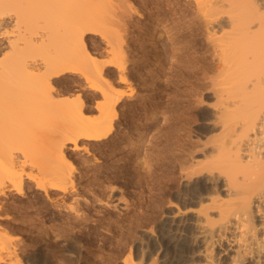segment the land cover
Segmentation results:
<instances>
[{
	"label": "bare ground",
	"instance_id": "1",
	"mask_svg": "<svg viewBox=\"0 0 264 264\" xmlns=\"http://www.w3.org/2000/svg\"><path fill=\"white\" fill-rule=\"evenodd\" d=\"M189 1L192 3L189 4ZM189 1L187 4L191 9L189 17L192 22L187 12L174 13L172 8L173 16L180 23L188 19L190 27L203 36L204 51H200L209 54L210 61L203 57L205 63L201 64L203 62L194 60L195 55L193 60L180 57L172 76L165 82L161 78L159 80V74L152 69V76L147 72L152 77L148 83L150 88L145 84L147 93L137 97L139 108L152 113L153 110H159L154 98L178 92L176 96L180 97L177 100L180 108L176 113L173 110L170 117L192 107L196 110L195 116L184 119L185 124L172 122L160 136L158 143L161 152L154 174L143 179L137 176L138 189L145 201L157 198L150 187L155 181H163L165 159L171 157L179 185L174 188V203L167 202V206L173 204L174 210L165 212L160 222L154 225L157 235L146 236L149 237L148 246L142 242L132 243L131 235H128L132 231L125 226L128 239L125 249L120 252L110 248L109 252L121 256V264H264V0ZM127 2L0 0V210L10 201L8 196L15 194L20 198L27 189H33L43 198L41 204L45 210L40 213L49 215V226L67 233L76 229L77 225L79 227L90 221H97L99 227L107 229L111 227L112 221L124 225L128 217L132 216L130 212L134 213L138 209L135 203H129L124 197V190H120L123 188L116 187L110 180L112 174L109 176L106 170L97 172L93 165L95 160L89 158L98 151L113 153L125 136L129 135L128 123L121 116L127 117L126 111L130 116L134 110L130 106L128 110L123 109L126 92L121 91L119 86L128 82L129 64L126 63L131 62L136 55L132 58L127 56L123 48L124 37L131 32L137 33L144 40L143 48L147 47L151 54L152 66L159 60V48L155 40L162 13H153L149 21L139 20V25L133 30L129 26L132 13L144 18L143 11L137 12L136 6L134 8L128 2L135 10L132 12ZM103 10L107 13H103ZM102 13L105 16L108 14L109 18ZM89 34L102 39L108 59L102 56L105 53L100 52L102 55H99L106 58L100 57V60L95 56V50L92 52L89 49ZM133 41L130 42L133 44ZM190 41L192 43L194 40ZM188 61L197 66L194 71L198 76H185ZM68 74L74 76L73 88L77 92H73L74 97L63 95L64 89L61 88L62 80ZM182 90H187V93L180 92ZM147 102H150L149 109L145 107ZM91 103H94V107H87ZM94 111L96 116H93ZM160 112L165 115L168 113L165 108L160 109ZM144 119L147 117L139 118L138 123L133 119L136 124L132 129L134 132H141ZM197 121L200 124L194 126ZM188 133L194 134L195 139ZM186 134L189 139H186ZM75 154L84 157L81 158V172H76L71 161ZM98 161L100 157L96 159ZM28 166H35L29 168H37L36 172L28 170ZM98 167L101 168L100 165ZM90 172H94L93 177L86 184L78 186L85 175L89 177ZM117 193L120 196L115 198ZM110 197H114L120 205H113L114 201L111 203L113 199ZM83 205L90 206L92 210L84 211ZM102 207H117L124 213L113 217L114 213L110 215ZM7 209L3 207L4 211ZM140 210L134 214L131 224L141 221L144 224L143 220L148 214L146 210ZM6 216H9L8 211ZM104 219H109L110 224L100 223ZM150 225H147L146 231L151 232L150 227L153 225ZM20 239L19 234H14L0 223V264H45L46 260L39 250L24 261L22 249L19 248ZM102 241L97 246L105 250V240ZM76 256L74 254L78 259L79 255Z\"/></svg>",
	"mask_w": 264,
	"mask_h": 264
},
{
	"label": "rangeland",
	"instance_id": "2",
	"mask_svg": "<svg viewBox=\"0 0 264 264\" xmlns=\"http://www.w3.org/2000/svg\"><path fill=\"white\" fill-rule=\"evenodd\" d=\"M116 1V0H115ZM125 1H128L129 0H125ZM153 1V2H152ZM151 2L149 0H131L130 2L133 4H130L135 8V10L140 11V12H145L143 14V17L144 18H139L136 16V13H132L131 17L132 19H129V22L132 23L133 21V25L130 23L129 26L131 25L132 29L136 28L138 25H139V20H141L142 22H145V21H149L154 15L153 13L155 14H161L160 18L162 19L161 22L159 23V27H158V33H157V36H156V40H155V43H156V47L157 49L159 48L158 52H159V60L157 62L156 65L152 66L153 64V59H151V54L149 53V50L148 48L144 47L143 48V42L144 40L141 39L140 35H138L137 33L135 32H131L129 33L126 37H124L123 39V42L125 41V43H123V48H124V55L126 53L127 56H133V55H136V57L133 56V59L131 61V58L130 61L132 62H127L126 65L127 66V72H128V77L129 80L128 82L126 83H123V84H120L119 86V89L121 88L122 90L121 91H125L126 92V95H125V99H124V103H123V109L124 110H128L130 107L133 108V114L132 115H127L129 114V112H125L126 116L127 117H124V116H121V119H124L126 120V124H127V127L129 128V131H127V133L129 135H126L125 136V139L123 140L122 144L119 146V148L116 149V151L114 150L113 153L109 152L107 153V151H104L103 152H100L98 151L97 154L94 156H99L100 157V161L96 162V159H99V157L97 158H94L92 155L89 156V158H91V160L93 161V159L95 160L93 162V165H95L96 169H97V172L99 170H106L107 173L109 174L110 177V180L113 182V184L119 188H123V189H120L123 194H124V197L128 199L129 203H135L136 206L138 207V209L136 210V212H130L131 214L129 215H132V216H129L128 219L126 220V223L124 225L122 224H118L117 222H113L111 223V227L110 228H113V230H111L110 228L107 229V228H103V227H99V222L95 221V223L93 222H86V223H83L81 224V226L76 227V229L74 228V230H70L68 231L67 233H62V231H58L57 228L55 227H51L49 226L50 225V217L49 215H43L41 214L40 212L41 211H44L45 210V207H43V205L41 204L42 201H43V198L42 196H40L38 194V192H36L35 190L33 189H27L26 191V196H20V198L18 197L19 195H13L12 196H8V204H5L3 207L5 209H7L8 213H9V216H6V213H4L5 211L3 210V207H2V210H0V223L1 225L4 224V226H7V228L13 232L14 234L20 236V245H19V248L22 249V254L21 256H24L22 257V259L24 261H26L28 259V256H31L36 250H39L41 251L42 253V256L44 258V260H46L45 264H75V261L78 262V264H121V256H115L113 253L109 252L110 248H116L117 251H123L125 249V246L127 245L128 243V239H127V228H130V232L128 235H131V241H129L130 243H141L145 246V245H149V237L150 236H153V235H157L156 233V228H154V225L157 224L158 222H160L159 219H162L165 212L167 211H170L171 210H174V207L172 209V205L170 203V205L167 206V202L169 204L170 201L173 202V192L176 190L174 188H177V186L179 185V181L178 179H175L177 178V171L172 163V160L167 157L165 159V167L163 166V170L164 172L163 173V181L162 182H159V181H155L153 184V186H151L150 188L152 189V192L153 193H156L157 194V198H153L152 200L149 198L148 201L146 199L145 201V197L142 195V192L138 189L139 185L137 184V176L138 177H141V179L147 177V176H150L151 174H154V168H155V164L158 162V157H159V154L161 152V148H159V138L160 136L163 135V133L165 132L164 130H166L168 128V126H170V124L172 122H177V121H180V123L182 124H185V121L184 119L188 116H195L196 115V110L192 107L190 109H187V110H184V112H178V114H176L175 116L173 117H170V113H173V110L175 111L176 113V110L180 108V102H178L177 100L180 99V97L176 96V94L178 92H171L169 94H166L164 97H158V98H154L153 101L156 102L157 106H158V109L159 110H153V112L151 113V111L147 110L145 111V109H142L141 107L139 108V97H141L142 95H145L147 93V89L150 88L148 83L149 81L152 79V77L150 78L151 73L150 71L152 72L153 70L156 72V74L159 76V80L161 78V81L165 82L167 80L168 77H171L172 76V73H173V70L175 68V66H177V64L179 63L178 59L180 57H183L185 56L187 60H194L196 59L197 61L199 62H203L201 64H204L205 63V60L208 58V60L206 61H210V57L209 54H207L206 52H203L204 51V48L202 49V46H204V43H203V36L201 34H198L197 31H194L192 27H190V21L192 22V19H191V16L189 17V13L191 12V9H189L188 7V4L187 2L189 0H158L157 2L152 0ZM128 2L126 4H128ZM151 5H150V3ZM174 2V3H173ZM173 3V4H172ZM176 3V4H175ZM177 3L182 4V5H178ZM189 4L192 3L191 1L188 2ZM130 4L127 5V7L129 8V6H131ZM146 4V5H145ZM155 4V5H154ZM170 4V5H169ZM172 5V7H171ZM177 5V6H175ZM192 5V4H191ZM191 5L190 8H191ZM132 6L130 7L132 9ZM151 6V7H150ZM160 6V7H159ZM187 8H186V7ZM168 7V8H167ZM180 7H182L183 11H180ZM184 7V8H183ZM133 8V9H134ZM154 10H153V9ZM158 8V9H157ZM172 8H173V11L174 13L176 12H187L188 13V19H186L185 23L187 22V24L185 23H180L179 21H176V19L174 18L173 16V11H172ZM175 8V9H174ZM178 8V9H177ZM132 9V12H134ZM171 9V10H169ZM181 9V10H182ZM188 10V11H187ZM105 10H103V13H107L106 11L104 12ZM150 11V12H149ZM153 11V12H152ZM190 11V12H189ZM110 12V11H108ZM149 12V13H148ZM102 13V14H103ZM111 13V12H110ZM151 13V14H150ZM166 13V14H165ZM101 14V15H102ZM105 14H103L105 16ZM140 14V13H139ZM145 14H148V15H145ZM150 14V15H149ZM111 15V14H110ZM170 17V18H168ZM108 17V14L106 15ZM105 16V17H106ZM112 16V15H111ZM149 16V17H148ZM164 16V17H162ZM171 16H172V19H171ZM137 17V18H135ZM109 18V17H108ZM107 18V20H109ZM166 18V19H165ZM137 20V23H136V20ZM145 21H144V20ZM164 19V20H163ZM106 20V21H107ZM135 20V21H134ZM165 21V22H163ZM169 21V22H167ZM163 22V23H162ZM108 23V21L106 22ZM172 23V24H171ZM178 23V24H177ZM177 24V25H176ZM189 24V25H188ZM187 25V27H186ZM176 26V27H175ZM180 26V28H179ZM185 28V29H183ZM195 33H193V31ZM129 28V30H132ZM133 29V30H134ZM161 29V30H160ZM173 29V30H172ZM179 30V31H178ZM181 30V31H180ZM183 30V31H182ZM184 32V33H183ZM191 32V33H190ZM135 33V35H133ZM184 34V35H182ZM190 34V35H189ZM193 36H192V35ZM131 35V36H129ZM134 37H133V36ZM137 35V36H136ZM197 35V36H196ZM191 36V37H190ZM91 37V38H90ZM95 37V38H94ZM99 39H98V38ZM140 37V38H138ZM184 37V38H183ZM193 37V38H192ZM130 38V39H129ZM134 38V39H133ZM87 39H88V47L89 49H91L92 52H94L95 56L96 57H100L102 58V56H106V58L108 59V55L106 52V50L103 48L105 47L106 48V45L104 44V42L102 41V39L100 40V37L97 35H94V34H89L87 35ZM94 39V40H93ZM97 39V41L95 40ZM126 39H127V44H126ZM135 40L133 41L134 45L132 44V40ZM191 40H194L192 41L191 43ZM137 40V41H136ZM141 40V41H140ZM196 40V41H195ZM95 41V42H94ZM139 41V42H138ZM201 41V42H199ZM98 42V43H97ZM195 42V43H194ZM94 43V44H93ZM131 46H129L128 45ZM136 43V44H135ZM102 46H100V45ZM138 44V45H137ZM158 44V45H157ZM197 44V45H195ZM93 45V46H92ZM104 45V46H103ZM127 45V48H125ZM137 45V46H136ZM129 46V47H128ZM136 48H134V47ZM99 49H97V48ZM139 49H138V48ZM196 47V48H195ZM130 48V50H129ZM188 48V49H187ZM192 48V49H191ZM104 49V50H103ZM128 49V50H127ZM133 49V51H132ZM146 49V50H145ZM175 49V51H174ZM195 49V50H193ZM99 51V53L97 51ZM102 50V51H101ZM136 50V52L138 53H134V51ZM143 53V55L139 52ZM148 50V51H147ZM187 50L189 52H187ZM199 50V51H198ZM200 50H203V51H200ZM130 51V52H129ZM105 53L104 55H102L101 53ZM194 54H193V53ZM132 55H131V54ZM140 53V54H139ZM191 54L188 56H186L185 54ZM198 53V54H197ZM102 56H100V55ZM139 56H138V55ZM161 54V55H160ZM173 54V55H172ZM176 54V55H175ZM200 54V55H199ZM204 54V55H203ZM141 55V56H140ZM175 55V56H174ZM193 55V57H192ZM195 55V56H194ZM143 56V58H142ZM201 56V58H200ZM206 56V57H205ZM199 57V59H198ZM205 60H204V58ZM105 57L102 58V59H106ZM140 58V60L138 61V59ZM161 58V59H160ZM125 59L128 61L127 57L125 56ZM137 59V60H136ZM176 59V60H175ZM203 61H202V60ZM101 60V59H100ZM134 61V62H133ZM146 62V63H145ZM198 63V62H197ZM136 64H138L136 66ZM143 64V65H142ZM147 64V65H146ZM190 64V65H188ZM200 64V63H199ZM198 64V65H199ZM200 64V65H201ZM141 65V66H140ZM193 65V66H192ZM146 66V67H145ZM158 66V68H157ZM133 67V69H132ZM141 69H140V68ZM151 69L149 70L148 69ZM191 67V68H189ZM137 68V70H136ZM139 68V69H138ZM194 68V69H193ZM132 71H131V70ZM144 69V70H143ZM153 69V70H152ZM197 69V66L193 63H190V61H188L186 67H185V76L187 77H190L192 74H196L197 76L199 75L197 72L195 73L194 70ZM131 72H130V71ZM134 70H135V73H134ZM143 70V71H142ZM112 71V70H111ZM137 71V72H136ZM142 71V72H141ZM146 71V72H144ZM149 71V72H148ZM193 71V72H191ZM148 72V74H147ZM134 74V76H132ZM145 74V76H143ZM112 77L115 78L116 75L114 74V72L112 71L111 73ZM147 75V76H146ZM148 77V78H147ZM67 78V80H66ZM74 76L68 74L65 76V78L62 80V83H61V88L64 89V92H63V95L64 94H67L68 97H70V95H74L75 96V87L73 88V79ZM146 78V79H145ZM69 79V80H68ZM66 81V82H65ZM71 81V82H69ZM146 81V82H145ZM148 88H146L147 86ZM71 85L72 87H69ZM123 85V86H122ZM67 86V87H66ZM122 86V87H121ZM64 87V88H63ZM71 89H73L71 91ZM146 90V91H145ZM73 94H72V93ZM180 92H183L184 94L187 93V90H182ZM77 94V92H76ZM129 94V95H128ZM141 95V96H140ZM66 96V95H65ZM64 96V97H65ZM72 96V97H74ZM139 96V97H138ZM138 97V98H137ZM126 98L128 100H126ZM163 99V100H162ZM132 100V101H131ZM127 101V102H125ZM136 101V102H135ZM132 102V103H131ZM129 105H127V104ZM93 104V105H91ZM91 104H87V107L89 108H92L94 107V103H91ZM133 104V105H132ZM149 104L150 102H147L145 104V107L147 109H149ZM159 104V105H158ZM126 107H125V106ZM130 106V107H129ZM135 106V107H134ZM167 107V109H166ZM166 111H168V113L165 115L163 113L160 112V109H164ZM170 110H169V109ZM137 109V110H136ZM158 111V113H157ZM139 115H138V114ZM141 113V114H140ZM145 113V114H144ZM96 116V111L93 112V116ZM137 114V115H136ZM144 115V116H143ZM148 115V116H147ZM145 116L147 117V119H144V121L142 123H144V125H142V129L140 130L141 132H134L132 129L135 127L133 125H136L134 124V122L136 121V123L139 122V118H145ZM124 117V118H123ZM135 119V121L132 119ZM129 119H130V122H129ZM137 119V120H136ZM133 123V124H132ZM200 124V121H197L195 123L194 126ZM131 127V128H130ZM131 129V130H130ZM133 131V132H132ZM132 134V136H131ZM188 135H190V137L192 139H195V136L194 134L192 133H188ZM188 135L186 134V139H189L188 138ZM193 137H192V136ZM131 137V138H130ZM129 138V139H127ZM125 141V143H124ZM130 141V142H128ZM123 145V146H122ZM100 153V154H99ZM106 153V154H105ZM99 154V155H98ZM105 155V157H104ZM79 156V157H78ZM93 157V158H92ZM78 158V159H77ZM84 158L82 155H77L75 154V158L71 159L75 169H76V172H81L82 171V165L83 163H81L82 159ZM105 159V160H104ZM109 159V160H108ZM80 161V162H79ZM114 161V162H113ZM117 163H116V162ZM106 162V164H105ZM112 166H110L108 163ZM168 162V163H167ZM114 163V164H112ZM82 164V165H81ZM90 164H91V161H90ZM101 166L98 167V166ZM107 165V166H106ZM114 166V167H113ZM167 166V167H166ZM29 167H35V166H28L27 169H31L33 170V172L35 171L36 172V169L37 168H29ZM103 167V168H102ZM113 168L112 170L110 168ZM108 168V169H107ZM35 169V170H34ZM116 169V171H115ZM109 170V171H108ZM167 171V172H166ZM170 171V172H169ZM96 172V170H95ZM114 172V173H113ZM175 172V173H174ZM111 173V174H110ZM117 173V174H116ZM168 173V174H167ZM171 173L173 175H171ZM93 174L94 172H90L89 173V177L85 175L84 179H82L78 186H82L84 184H86V182H88L92 177H93ZM114 174V175H113ZM131 175V176H130ZM175 175V176H174ZM114 176V178H113ZM136 177V181H135V177ZM170 176V177H169ZM173 176V177H172ZM88 177V178H87ZM88 179V180H87ZM167 179V180H166ZM169 179V180H168ZM135 182H134V181ZM176 180V182H175ZM133 181V183H132ZM165 181V183H163ZM169 181V182H168ZM160 184H159V183ZM116 183V184H115ZM163 184V185H162ZM166 184V186L164 185ZM122 186V187H121ZM162 186V187H161ZM172 186V187H171ZM153 187V188H152ZM118 188V189H119ZM126 189V190H125ZM30 190V191H29ZM34 191V192H33ZM28 192V193H27ZM31 192V193H30ZM172 192V194H170ZM33 194V195H32ZM38 194V195H37ZM119 193L116 194L115 198L120 196L118 195ZM127 194V195H126ZM31 195V197H30ZM34 196V197H33ZM39 196V197H38ZM17 197V198H16ZM28 197V198H27ZM140 197V198H139ZM10 198V199H9ZM14 198V199H13ZM26 198V199H25ZM36 198V199H35ZM111 199L113 200H110V202L112 203L113 201V205H120V203H117V201L115 202V198L113 197H110ZM109 198V199H110ZM143 198V200H141ZM20 199V200H19ZM34 199V200H33ZM36 200V201H35ZM40 200V201H39ZM131 200V201H130ZM157 200V201H156ZM160 202H159V201ZM163 200H166V201H162ZM12 201V202H11ZM17 201V203H16ZM29 201V202H28ZM35 201V202H34ZM133 201V202H132ZM135 201V202H134ZM19 202V204H18ZM166 202V203H165ZM10 203V204H9ZM15 203V204H14ZM22 203V204H21ZM27 203V204H26ZM17 204V205H16ZM30 204V205H29ZM34 204H37V205H34ZM8 205V206H7ZM29 205V206H28ZM41 205V206H40ZM123 206V204H121ZM15 206V208H13ZM19 206V207H17ZM34 206V207H33ZM167 206V207H166ZM171 206V207H170ZM37 207V208H36ZM145 207V209H144ZM148 207V208H147ZM83 210L84 211H88V209H91L90 206H82ZM114 208V209H113ZM152 208V210H151ZM40 211H38V210ZM42 209V210H41ZM102 210H105L107 211L110 215H112L113 213V217H115V214L117 216V214L119 215L120 213H124L122 211H120L117 207H112L111 208H106V207H102L101 208ZM140 209L142 210H146L147 211V214H148V217L145 218L143 220L144 224H142V221L141 222H138V224L136 223L135 225L134 224H131V220L133 219V216L134 214L137 213V211L139 210V212L141 211ZM14 210V211H13ZM92 210V209H91ZM151 210V211H150ZM155 210V211H154ZM3 211V212H2ZM164 211V213H163ZM39 212V213H38ZM155 212V214L153 213ZM159 212V213H157ZM11 213V214H10ZM37 213V214H36ZM150 213V214H149ZM39 214V215H38ZM36 215L39 217V216H42V217H36ZM161 217H160V216ZM43 217H45L43 219ZM132 217V218H130ZM150 217V218H149ZM153 219H152V218ZM160 217V218H159ZM19 218V219H18ZM42 218V219H41ZM114 219V218H113ZM41 220V223L40 221ZM44 220V221H42ZM108 220V221H107ZM150 220V221H149ZM155 220V221H153ZM147 223H146V222ZM153 221V222H152ZM45 225H44V223ZM47 222V223H46ZM104 223V224H110V221L109 219H104L100 221V223ZM40 223V224H39ZM149 223V224H148ZM151 223V225H150ZM154 223V224H153ZM88 224L87 226V229H86V225ZM91 224H92V227H91ZM118 224V225H117ZM130 224V225H129ZM40 225V226H38ZM44 225V227H43ZM96 227H95V226ZM117 225V226H116ZM138 225V226H137ZM145 225H146V228H145ZM147 225H150L152 227H150V231H146L148 230V226ZM47 226V227H46ZM115 226V227H113ZM125 226H128L127 228ZM141 226V227H140ZM43 227V228H42ZM98 227V228H97ZM118 227V228H117ZM122 227H124L122 229ZM144 227V229H142ZM80 228V230H79ZM121 228V229H119ZM126 228V229H125ZM154 228V229H153ZM12 229V230H11ZM48 229V230H47ZM83 229V230H82ZM94 229V230H93ZM101 229V230H100ZM105 229V230H103ZM115 229V230H114ZM88 230V231H87ZM117 230V232H115ZM124 230V231H123ZM144 230V232H143ZM154 230V233L152 232ZM23 231V232H22ZM75 231V232H73ZM89 235H88V233ZM99 231V232H98ZM122 231V232H121ZM138 231V232H137ZM140 231V232H139ZM48 234H47V233ZM80 232V233H79ZM83 234H82V233ZM93 232V233H92ZM95 232V233H94ZM111 232V233H110ZM126 232V234L124 233ZM143 232V233H142ZM18 233V234H17ZM40 233V234H39ZM92 233V234H91ZM113 233V235H112ZM115 233V234H114ZM152 233V234H151ZM39 234V235H38ZM62 236H61V235ZM74 234L78 237H75ZM97 234V236L95 237V235ZM151 234V235H150ZM22 235V236H21ZM24 235V236H23ZM30 235V236H29ZM38 235V236H37ZM44 235V236H43ZM60 235V236H59ZM65 235V236H63ZM72 235V236H71ZM88 235V236H87ZM94 238H93V236ZM100 235V236H99ZM109 235V236H108ZM117 235V236H116ZM120 235V236H119ZM126 235V236H124ZM37 236V238H36ZM103 236V237H101ZM106 236V237H105ZM116 236V237H115ZM146 236H149L148 238ZM41 237V238H40ZM67 237V239H65ZM100 237V238H99ZM109 237V238H108ZM118 237V239H117ZM122 237V238H120ZM126 237V238H124ZM141 237V238H139ZM146 237V238H145ZM31 238V239H30ZM70 238V239H69ZM73 238V239H72ZM78 240H77V239ZM104 238V239H102ZM111 238V239H110ZM120 238V239H119ZM25 239V240H23ZM29 239V240H28ZM65 239V240H64ZM89 241H87V240ZM91 239H93V241H91ZM97 241H96V240ZM123 239V240H122ZM47 240V242H45ZM70 240V241H69ZM77 240V241H76ZM85 240V241H84ZM98 240H100L102 243L103 241L102 240H105V245H106V249L104 250L103 248H99L97 245H99L97 242ZM112 240V241H111ZM127 240V242H125ZM32 241V242H31ZM41 241V242H40ZM66 241V242H65ZM91 241V242H90ZM121 241H123L121 243ZM39 242V243H38ZM64 242V243H63ZM80 242V243H79ZM83 245H82V243ZM87 242V243H85ZM89 242V244H88ZM39 245H38V244ZM41 243V244H40ZM60 243V244H59ZM63 243V244H62ZM68 243V244H67ZM109 243V244H107ZM113 243V244H112ZM124 243V244H123ZM37 244V245H36ZM58 244V245H57ZM94 244V246H93ZM25 245H29L28 246H25ZM32 245V247H31ZM63 245V247H61ZM91 245V246H90ZM24 246V247H23ZM36 246V248H35ZM48 246V247H46ZM67 246V247H66ZM93 246V247H92ZM109 246V248H108ZM26 247V248H25ZM28 247V248H27ZM56 247V249H55ZM86 247V248H85ZM119 247V248H118ZM24 248V249H23ZM43 249V250H42ZM87 249V250H86ZM122 249V250H121ZM25 250V252H24ZM31 252H30V251ZM78 250V251H77ZM103 250V251H102ZM30 254H29V252ZM53 251V252H52ZM67 251H71L70 253L67 252ZM48 252V254H47ZM52 252V253H51ZM64 252V253H63ZM80 252V253H78ZM20 253H21V250H20ZM24 253V254H23ZM67 253V254H66ZM73 253V254H71ZM78 253V254H77ZM110 253V254H109ZM74 254H75V257L77 258L76 255H79V258L76 259L74 257ZM81 254V255H80ZM53 255L55 257H53ZM70 255V256H69ZM46 256V257H45ZM58 258H57V257ZM61 256V257H60ZM48 257V258H47ZM74 257V258H73ZM121 257V258H119ZM53 258V259H52ZM70 258V260H69ZM72 258V259H71ZM59 259H61L63 262H61V260L59 261ZM74 259V261H72ZM51 260V262H50ZM69 260V261H68ZM79 260V261H78ZM106 261V262H105ZM109 261V262H107ZM53 262V263H52ZM61 262V263H60ZM67 262V263H66ZM80 262V263H79ZM29 262H27L28 264ZM77 264V263H76Z\"/></svg>",
	"mask_w": 264,
	"mask_h": 264
}]
</instances>
